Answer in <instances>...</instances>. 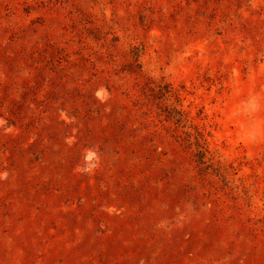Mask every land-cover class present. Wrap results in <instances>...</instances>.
I'll use <instances>...</instances> for the list:
<instances>
[{
    "label": "rangeland",
    "instance_id": "374dc122",
    "mask_svg": "<svg viewBox=\"0 0 264 264\" xmlns=\"http://www.w3.org/2000/svg\"><path fill=\"white\" fill-rule=\"evenodd\" d=\"M0 264H264V0H0Z\"/></svg>",
    "mask_w": 264,
    "mask_h": 264
}]
</instances>
